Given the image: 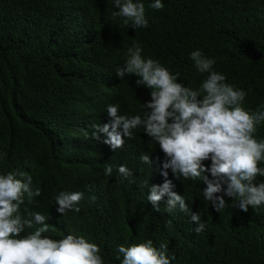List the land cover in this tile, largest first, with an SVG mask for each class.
<instances>
[{"label":"trees","instance_id":"trees-1","mask_svg":"<svg viewBox=\"0 0 264 264\" xmlns=\"http://www.w3.org/2000/svg\"><path fill=\"white\" fill-rule=\"evenodd\" d=\"M139 2L146 28L114 18L113 0H0V174L31 175L41 195L31 204L26 199L21 212L28 207L49 217L44 236L59 240L72 234L97 244L104 264H120L118 246L148 240L157 249L167 246L171 264H264V205L245 213L221 192L216 195L228 206L217 212L203 197V182L173 176L204 224L197 233L190 214L167 211L166 195L158 211L147 199L159 182L153 174L164 155L142 127L111 152L102 133L100 140L91 135L109 105L126 116L143 117L146 111L150 90L137 86L135 75H115L134 44L142 46L143 58L178 72V82L194 90L208 75L198 73L190 59L200 50L215 61L212 70L225 83L246 92V110L264 105V0H161L162 10L150 7L154 0ZM255 137L264 139V123ZM108 164L113 172L105 176ZM120 165L132 176L116 179L122 177ZM98 182L99 196L92 199V184ZM254 183H264V177ZM61 191L84 194L79 212L56 211Z\"/></svg>","mask_w":264,"mask_h":264},{"label":"clouds","instance_id":"clouds-1","mask_svg":"<svg viewBox=\"0 0 264 264\" xmlns=\"http://www.w3.org/2000/svg\"><path fill=\"white\" fill-rule=\"evenodd\" d=\"M113 2L118 9L112 13L114 18H123L126 26L131 22L132 28L148 27L144 4L139 0ZM150 7L162 10L164 4L154 0ZM141 53L140 44L128 48L127 59L115 75L119 79L135 75L136 85L150 90V100L143 103V117L120 115L118 105H109L107 115L100 117L102 125L92 126V138L100 140L98 134L102 133L105 148L111 152L122 148L124 138H132L133 130L142 127L164 155L159 171L153 174L164 183L152 185L147 199L158 211L166 195L167 211L178 208L190 214L191 221L198 225L194 229L197 233L203 231L204 224L198 213L190 211L178 184L171 182L173 176L203 182V197L217 212L228 206L223 196L216 195L221 192L236 199L245 213L249 206L258 209L264 205V183H254L258 176L264 177V167L260 166L264 162V139L255 137L257 126L264 123V105L246 110V92L225 83L226 77L212 70L215 61L204 57L200 50L191 52L190 59L198 73L208 75L197 90L178 82V72L173 74L159 61L145 59ZM107 118L110 119L105 123ZM141 160L151 163L148 155L141 156ZM205 161H210V166L206 167ZM117 171L122 177L115 175L116 179L132 176L125 165L118 166ZM112 172L113 165H105L104 175ZM40 195L39 187L32 188L31 175L19 170L0 174V264H104L99 246L83 236L68 234L56 240L42 235L49 231V217L28 207L21 212L26 199L31 204ZM96 196L99 182L92 184L90 197ZM83 198L81 191H61L55 197L56 211L61 215L67 210L79 212L76 206ZM34 224L40 227L21 235ZM117 251L120 264H171L167 246L162 244L157 249L151 240L129 247L120 245Z\"/></svg>","mask_w":264,"mask_h":264}]
</instances>
